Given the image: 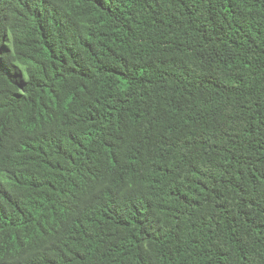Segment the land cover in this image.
<instances>
[{
	"label": "trees",
	"instance_id": "trees-1",
	"mask_svg": "<svg viewBox=\"0 0 264 264\" xmlns=\"http://www.w3.org/2000/svg\"><path fill=\"white\" fill-rule=\"evenodd\" d=\"M0 264H264V0H0Z\"/></svg>",
	"mask_w": 264,
	"mask_h": 264
}]
</instances>
